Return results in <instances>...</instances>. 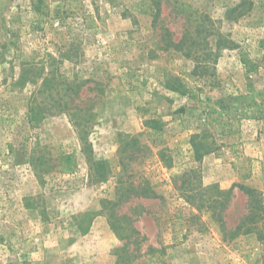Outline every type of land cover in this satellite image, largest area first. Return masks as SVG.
I'll return each mask as SVG.
<instances>
[{
    "label": "rangeland",
    "instance_id": "obj_1",
    "mask_svg": "<svg viewBox=\"0 0 264 264\" xmlns=\"http://www.w3.org/2000/svg\"><path fill=\"white\" fill-rule=\"evenodd\" d=\"M251 1L229 20L241 0H0V264H264V221L237 229L251 198L222 195L264 197V0ZM198 22L215 26L197 37L209 48L165 47ZM80 82L85 110L38 109ZM208 98L230 114L214 123L195 108Z\"/></svg>",
    "mask_w": 264,
    "mask_h": 264
},
{
    "label": "trees",
    "instance_id": "obj_2",
    "mask_svg": "<svg viewBox=\"0 0 264 264\" xmlns=\"http://www.w3.org/2000/svg\"><path fill=\"white\" fill-rule=\"evenodd\" d=\"M253 6H254L253 1L241 0V2L238 5H236L234 8L230 9L229 11H227L226 17L229 20L240 19L241 17H244L248 12H250L253 9ZM178 7H179L178 10H180L182 13L187 11V9L184 5L180 4ZM156 16H158V14H156ZM191 20H193V15H190L189 19H187V21L190 22V24H191ZM201 32H206L207 36L215 35L214 24L211 25V27L207 26V28H206L205 24H203L202 22H198L195 25V31L194 32H191L188 28V30L186 31V33L183 35V37L180 39L179 42L175 43L172 40L168 41L166 43L165 47L174 46V48L177 49L178 51H185L186 50V51H190V52L194 49H197V48H209L212 44L209 40H207L206 38H203V39L197 38L198 35H201ZM225 43H230V41H227ZM217 49H218V47H217ZM186 54L188 56H191L189 53H186ZM211 57H212V55L210 53L204 59L210 60ZM193 58H195V57H193ZM196 60H197V58H196ZM199 68H203V70H205L206 67H201V65H198V67L196 66V70ZM83 84H84V82H80V84L77 86L75 84H72V85L68 84V83L66 84V87H64V89L66 91L65 95L67 97H71V101L64 102V103L59 101L58 103L56 102L54 105H48L45 108H42V106H39L38 109L41 108L42 110H44V112H50L51 113L53 111V109L58 108L61 112L68 113L72 117L75 116L78 112L85 110L80 104L74 103L75 102L74 99L79 96V92L81 91V86ZM58 95H60V94L58 93ZM206 103H204L203 101H199L198 105H196L195 108L203 111L208 116H210L214 123L216 121L222 119L223 116L230 114V112H231V111H229L230 109L228 108V105L224 104V102H212L211 99L208 98L206 100ZM216 116L218 119H214ZM200 145H201V143H199V145L196 147V150H199ZM61 164L65 167L63 169L64 171L70 172L72 170L73 166L75 165L74 156L70 155V154L64 155L62 160H61ZM101 168H102L103 172L100 173L99 176L101 178H105L106 177V169L104 166H101L100 169ZM191 173H193V172H191ZM186 186H188L189 188H187ZM237 187L242 192H244L247 196H249L251 198V202H252V209L250 210L249 214L243 218L242 222L240 223V225L238 226L237 229H240L242 226H244L247 223L256 224L258 222H263L264 221V197L257 190L246 187L244 185L234 184V186L230 190H228L226 192H222V195L225 197V200L230 198V196L232 195L233 189H235ZM180 189L185 192V196H186L188 201L195 200L199 196L203 199L202 194H201L202 192L201 191H197V192L193 191L191 189V183L188 180H185L182 182ZM216 202L219 203V199ZM219 206L220 207L223 206V203L220 202ZM127 219H129V218H127ZM263 240H264V238H263Z\"/></svg>",
    "mask_w": 264,
    "mask_h": 264
}]
</instances>
